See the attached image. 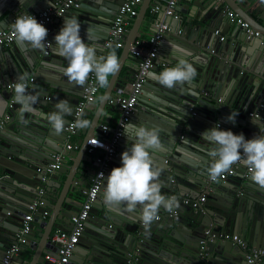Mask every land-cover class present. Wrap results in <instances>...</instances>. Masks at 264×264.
Segmentation results:
<instances>
[{
	"label": "water",
	"instance_id": "obj_1",
	"mask_svg": "<svg viewBox=\"0 0 264 264\" xmlns=\"http://www.w3.org/2000/svg\"><path fill=\"white\" fill-rule=\"evenodd\" d=\"M55 1L0 0V29L8 27L15 14L38 12L52 6ZM122 1L80 0L82 4L79 7L69 8L62 15L56 16L52 22L44 25L52 36V48L50 45L47 47L48 54H44V48L33 49L29 44L30 55L13 53L10 48L0 46V117L4 113L8 114L0 128V264L10 245L17 242L22 219L28 206L36 198H40L42 203L34 211L29 230L22 235L25 242L20 245L12 261L48 264L45 255L58 256V245L50 239L53 228L70 229L72 216L81 208L83 191L86 188L79 190L82 196L74 199L66 196L72 191V170L60 166L50 173L46 171L47 164L55 161L54 156L63 152L67 140L66 130L60 135L54 132L48 115L57 111L55 106L63 99L69 100L73 114L86 86L81 87L70 82L64 74L68 60L57 54L55 36L63 26L64 18L75 17L81 23V37L86 43L96 47L98 57H104L105 52L109 51L105 41ZM235 1L229 4L230 9L237 13V8L240 7L247 13L245 19L253 28H259L260 31L264 29V3L261 0H242L243 3L234 5ZM181 2L179 0L175 10L187 14L185 25L181 28V24L172 26L169 22V29L162 40L173 38L174 46L166 56L162 48L165 45L163 46L162 40L159 42L157 55L149 68L129 120L133 124L144 113L146 118H143L142 125L159 129L162 147L154 150L151 155L155 166L161 171L159 181L162 184V195L177 198L179 207L174 208L176 214L170 216L167 210L161 208L159 219L146 230L140 218L139 207L128 211L123 205L109 208L103 202L105 178L113 168L122 166V153L128 150L124 145L128 142L133 144V140L123 134L115 153L108 161L105 178L67 264H246L245 251L240 245L230 240L211 239L205 234L207 229H211L213 233L223 229L237 232L247 244L264 248V188L251 181V173L246 172L247 166L243 162L238 163L233 178L208 182V168L213 162L209 152L215 146L202 137L204 131L216 127V124L221 130L228 128L227 121H223L228 120L227 100L237 90L240 97L235 106L236 110L233 109L234 112L231 113L237 114L232 127L235 134L243 133L246 139H252L261 134L260 129L264 130V68L253 69L252 72L243 69V66H249V57L254 56L264 61V43L261 42L264 32L261 31L258 37L249 36L244 28L235 24V29L227 37L224 36L227 39L224 38L226 41L220 48L224 56L211 57L207 66H194L198 74L191 84L185 83L168 89L158 82L159 73L165 69H159V64L165 63L166 68L174 67L180 59L190 55L189 52L193 53L206 46L215 53L218 50L217 45L220 47L215 40L223 41L220 40L222 33L218 29L223 20L220 10L211 6L203 12L208 6V2L204 1L201 4L193 2L196 6L192 8L193 12L190 8L186 12L183 7H179ZM85 3L90 5L85 6ZM154 5L160 6L162 15L166 4L159 0H141L139 3L138 13L131 18L133 23L121 47L118 58L120 69L109 77V85L105 88L100 103L95 106L96 109H101L100 113L93 114L86 128H77L84 133V137L78 141V151L69 150L73 156L82 152L89 161L94 162V153H86V141L94 135L96 126H93L92 131L90 129L93 124L102 123V109L118 90L119 74L129 57V46L137 37L148 7ZM163 16L164 21L166 18H173L164 13ZM158 23L159 21L156 24ZM228 23L230 22L224 23L226 32L229 30ZM15 42L20 43L17 38L14 39L13 43ZM57 55L58 59H54L53 56ZM135 60L136 69L138 60ZM25 73L28 78H33L27 91L37 95L38 102L34 105V112L25 113L21 118V106L15 101L14 90H9L7 85L19 81ZM128 79H133L132 73H129L126 80ZM261 103L262 111L257 117L251 120L243 118V113L247 114L245 104L254 105L250 111L253 112ZM90 105H95V102L86 106L83 113H88ZM72 114L64 116L67 122L65 127L72 120ZM165 116L172 119L167 121L171 128L159 124L168 120ZM230 124L228 123L229 126ZM125 129L130 131V125ZM188 148L200 155H206V160L202 158L204 156H199L198 160L189 157L185 154ZM64 172L65 179L60 182L59 175ZM44 176L48 180L43 181ZM252 184L257 186L253 187L254 194L249 191ZM202 189L208 190L207 202L198 207L191 206V202L202 193ZM241 189L242 192L239 191ZM185 199L190 203H185ZM50 202L51 215L56 219L51 224L40 218ZM8 212L16 217L11 223L2 216ZM65 225L68 227H64Z\"/></svg>",
	"mask_w": 264,
	"mask_h": 264
},
{
	"label": "clouds",
	"instance_id": "obj_2",
	"mask_svg": "<svg viewBox=\"0 0 264 264\" xmlns=\"http://www.w3.org/2000/svg\"><path fill=\"white\" fill-rule=\"evenodd\" d=\"M264 3V0H261ZM81 4V2H80ZM16 38L25 42L33 49H43L48 36V29L33 16L20 15L13 23ZM56 52L68 60L64 74L70 82L78 86H85L90 74H95L98 86L106 88L109 85V76L120 69V63L115 52L106 57L96 55V47L85 42L81 37V23L75 17L64 18L63 26L55 36ZM197 69L193 63L180 59L174 67L165 68L159 73L160 85L174 89L178 85L191 84L196 76ZM27 73L20 77L15 84L14 98L21 107L19 115L35 111L34 105L38 96L27 91L25 82ZM57 111L48 115V121L57 135L65 131V115H71L73 107L69 100L63 99L56 104ZM235 115L227 119L235 121ZM254 123H256L253 120ZM89 122L78 120L77 128H86ZM132 131L123 128V134L133 140L128 150L122 153L121 167L112 169L105 178L103 173L98 176L106 179L103 191V202L109 208L125 206L128 211L140 208V218L144 228L150 229L151 224L159 219L161 208L172 212L179 207L175 196L169 198L162 195V184L159 181L161 171L155 166L151 153L162 147L160 131L157 128H148L143 125L131 124ZM252 139H246L244 134H235L231 130H221L219 126L202 133V137L215 147L209 152L213 162L208 168L209 177L213 182H219L224 173L229 172L232 166L243 162L249 169L253 183L264 188V130ZM99 145V141L94 144Z\"/></svg>",
	"mask_w": 264,
	"mask_h": 264
},
{
	"label": "built area",
	"instance_id": "obj_3",
	"mask_svg": "<svg viewBox=\"0 0 264 264\" xmlns=\"http://www.w3.org/2000/svg\"><path fill=\"white\" fill-rule=\"evenodd\" d=\"M141 0H123L120 5L117 14L115 15L112 24L110 26L108 37L105 41V46L121 48L124 45V36L127 31V24L129 20L135 17L138 13V5ZM166 8L164 10L165 15H171L174 19H178V12L175 10L179 0H166ZM80 6V0H56L52 6H47L41 11L38 12H23L15 14L8 25L4 29H0V46L8 47L14 42L16 38L13 23L16 18L20 15H33L38 22L46 25L53 21L56 16L62 15L69 8H77ZM214 8L220 9L226 17L233 23L245 29V32L249 36L258 37L260 31L253 28L248 21L244 20L232 9H230L224 0H214ZM160 6L154 5L151 9L155 14L160 13ZM157 25V28L151 32L147 39L136 38L133 43L129 46V53L138 60V65L133 73V79L129 83V89L124 91L123 89H118L108 100V104L117 107L119 112V117L116 121L114 127H111L108 123L102 122L98 125V131L91 136L86 141V152L88 154L94 153V162L97 164L96 170L90 176L89 185L83 191V202L80 210L71 218L72 227L68 230L55 229L50 236L52 242L58 245V256L52 257L50 255H45V259L48 260V264H67L72 255L73 249L79 237L81 236L84 228L85 220L88 217L89 210L92 203L97 198L99 190L102 185L103 177H99L100 173L105 175V171L108 167V161L111 159L115 153L119 139L123 135V128L126 127L127 123L130 120L131 114L135 108V105L138 100V96L141 93L143 83L145 82L146 76L149 72V68L152 65L153 59L157 55L159 42L162 40L164 33L169 29L168 23L160 22ZM224 36L220 37V40H224ZM46 42H50L46 40ZM262 43H264V37H262ZM47 47L49 44H46L44 48V54H48ZM33 78H26V83L29 85L32 82ZM18 82V81H17ZM17 82H10L7 87L9 90H14L15 84ZM99 86L95 77V74H90L88 82L83 89L82 97L78 101L74 113L72 114L73 118L69 124L65 127L67 132V139L71 137L76 131L77 127L76 122L81 119L83 111L86 106L91 102H94L96 95L99 92ZM264 101V99H263ZM12 103V102H11ZM11 106V104H9ZM263 103L259 104L257 107L261 109ZM258 109L250 112L249 115L252 117H257L259 113ZM194 114V112H193ZM8 118V114L4 113L0 117V128L3 125V121ZM67 141V140H66ZM99 141V145H94ZM79 147V144L71 145L70 143H65L63 150L69 151L71 149H76ZM98 151V152H97ZM97 152V153H96ZM62 152L57 153L55 161L47 164L46 171L48 173L56 170L61 166ZM238 163L232 166V169L229 172L223 174L219 181H225L229 176H232L236 173V167ZM247 173L250 171L247 167ZM43 181H46V177H42ZM208 182H213L208 176ZM42 192V191H41ZM208 190L205 189V192L202 193L197 199L191 202V206L198 207L206 201V195ZM185 203L189 204V200L185 199ZM42 201L40 198H36L29 206L26 211L18 234L17 242L10 245L7 249L5 255L2 258L1 264H10L12 257L18 252L20 245L25 242V238L22 236L27 233L29 230V222L33 218V213L36 208L41 205ZM47 214V211L43 212ZM167 213L170 216H175L176 212L173 209L172 212ZM9 214V213H8ZM160 212L158 216L160 217ZM206 235H209L211 239L220 238L223 240H230L238 245H240L245 251V260L246 264H263L264 263V248L254 247L250 244H247L243 238L235 233H213L211 229L205 231ZM204 243V242H202ZM203 247V245L201 246ZM130 262V260H128Z\"/></svg>",
	"mask_w": 264,
	"mask_h": 264
},
{
	"label": "crops",
	"instance_id": "obj_4",
	"mask_svg": "<svg viewBox=\"0 0 264 264\" xmlns=\"http://www.w3.org/2000/svg\"><path fill=\"white\" fill-rule=\"evenodd\" d=\"M159 1L162 2V3H164V4L166 3L165 2L166 0H159ZM204 1H207L208 2V6H207L206 10H202L203 12L207 11L209 8H211V6L214 7V0H182V2H181L182 5L179 6V7H183L184 10H186V12H189V8H190L191 11L193 12V9L192 8H195L196 7L193 4V2H197L198 4H201ZM234 1L235 0H224V3H226L227 6H229V4H233ZM239 2H242L243 3L242 0H236L234 5H238ZM84 5L85 6H89L90 4L89 3H85ZM151 9H152V7H148V9L146 11V14H145V16L143 17V19L141 21V26L138 29L137 37L136 38L140 37V38H143V39H147V37L151 34V32L156 29L155 26H156L157 21H159V23L160 22L168 23V25H169V22H171V25L172 26H178V25L181 24V28L183 27V25H185V18L187 17V14L186 13H182V12L179 11L178 12V15H179V18L178 19L172 18L171 20H169V18H166V21H164L163 19H165V18L163 16V13H162V15H161V13H157V15H154L155 13L152 12ZM219 10L220 9H218V11ZM199 11H200V9H199ZM237 11H238L237 13H238V15L240 17H242L244 19L247 18V16H246L247 13L244 12V11H242L240 7L237 8ZM222 16H223V20L218 25V29L222 33V36L227 37V35H229V33L232 30L235 29V24H233L226 17V15L224 13H223ZM3 17H5V16H3ZM0 19H2V18H0ZM245 20L247 21V19H245ZM225 22H230V23H228L229 24V30H228V32H226L224 30V23ZM132 23H133V19H130L129 20V23L126 26L127 31L131 28ZM181 28H180V30H181ZM257 30L260 31L259 28H257ZM127 31H126V34L124 36V42H125L126 37H127ZM261 31L264 32V29H262ZM261 31H260V33H261ZM211 36H212V34H211ZM263 37H264V35H263ZM225 39H227V38H225ZM46 40L50 41V43H51L52 36H50V33H48V36H47ZM216 40H215V43L220 44V47H219V45H217L216 48H218V50L216 49L215 53H213V51L211 50V48H209L208 46H206L204 48H200L198 50H195L193 53H191L192 51L189 52L190 55L187 54L188 56L186 58H183V59H186L188 62L193 63L194 66H198V67H200V66H207L208 64H210V62L208 60L211 59V57H214V56L221 57V55L224 56L220 52V48L223 47V44L225 43L226 40H223V41H218L217 40L218 42ZM174 43L175 42H174V39L173 38H169L168 40L167 39L162 40L163 46L165 45L162 48H163L164 52L166 53V56H168L170 54L171 49L174 46ZM50 47L52 48V45L51 44H50ZM7 48H10L13 53H15V52L16 53H22V54L26 53V55H30L29 45H27V43L22 42V41H20V43L19 42L12 43ZM23 49L25 51H23ZM114 50H116V51L118 50L117 53H118V58H119L122 49L121 48L119 49V48H117L115 46L114 47H110L109 48V51L107 53L105 52V54H104L105 56L104 57H106L107 55L111 54V52H113ZM58 57H59L58 55H57V57L56 56H53L54 59H58ZM248 59L249 60H248L247 64H249V66L248 67L247 66H243V69H246V71L252 72L253 69H255V70L261 69L262 70L264 68V61L263 60H260L259 58H255L254 56L249 57ZM135 61H136L135 58L129 53V57L126 59V61L124 62L123 66H122V68L120 70V74H119L120 75V81H119V87H118V89H123L124 91H127L129 89L130 80L129 79L126 80V79H127L128 75H129V73L130 74L131 73L133 74V71H135V68H134L135 67L134 66L135 65ZM166 66L167 65L165 63H161V64L158 65V68L159 69H161L162 67L166 68ZM104 90H105V88H101V87L99 88V92L96 95V99L94 101L95 102V105H90L89 106V109L87 110L88 113H83L81 120L88 121L89 124H90L93 114L95 112H96L97 115L100 113L101 109L98 110V109L95 108V106H96V104L100 103V100H101V98L103 96ZM151 95H153V94H151ZM239 97H240V92H239V90H237L236 92L233 91V93L231 94V98H229L227 100V104H228L227 106L229 107V110L226 111V114L228 115V117L231 115V113L234 112L233 109L236 110L235 109V106H236V103H237ZM221 98H222V96H221ZM11 102H13V101L11 100ZM253 106H249V105L245 104L244 109H245V111H247V114L245 115L243 113V118L249 119V120H251V118H255V117H252V116L248 115V112L252 111ZM144 108L147 109L148 107H144ZM257 109L258 108H256V110ZM143 111H144V109H143ZM261 111H262V108L261 109H258L257 112L260 114ZM102 113L105 114V115L103 114V116H102L103 117V121L102 122H106L111 127H114L115 124H116V121H117V119L119 117V112H118L117 107L111 106L110 104L106 103V105H104V107L102 109ZM140 116H141V119H139L137 122H135L133 124L142 125V123L144 121L143 118H146V115L144 116V113L143 114L141 113ZM165 117L168 120H165L164 122H159V124H162L163 126H165L167 128H171V124L169 122H167V121H169V120L172 121V119L169 118L168 116H165ZM223 121L224 122L227 121V127L228 128H225V130H231V131L234 132V129L232 128L233 125H234V122L233 121H230V120H223ZM228 123L229 124L231 123L230 126L228 125ZM98 125L99 124H97V125L93 124L92 125V128L90 129L91 131L93 130V126H96L95 129H94V131H93V134H95L98 131ZM129 125H131V123L128 122L127 125H126V127H128ZM216 126H218V124H216ZM130 131H132V129H130ZM82 137H84V133L81 130L77 129V131L73 135H71V137H69L67 139V141H65V143L67 142V143H70L71 145L78 144L79 139L82 138ZM131 144H130V142H128L124 146H125V148H129V147L132 146ZM194 147H195V145H194ZM79 148L80 147H77L74 150L75 151H78ZM185 154H187L189 157L191 156L194 159H197L199 156H201V157L204 156L202 158H204L205 160L207 158L206 155H200L199 153L195 152L193 149H190V148H188L186 150ZM61 155H62L61 167H65L67 169H71L72 170L71 176H73V179H72V182H71L72 191H69L66 196L68 198H71V199H74L76 196H82L79 190L81 188H86L89 185L90 176L96 170L97 164L94 163V162L92 163V161H89V159L82 152L81 153H78V155L73 156V154H71L69 151L63 150V152L61 153ZM93 159H94V157H93ZM76 166H77V168H76ZM246 172H247V170H246ZM65 174H66V172L60 173V175H59V181L60 182L65 179V176H66ZM233 177H234V175L229 176L226 180H228L230 178H233ZM46 180H48V177H46ZM253 187L255 188L257 186L255 184H252V188L249 190L252 194H254V190H255V189H253ZM239 191L242 192V189L239 190ZM204 192H205V189H202V193H204ZM218 197H221L222 198V196H218ZM213 201L214 202H218V200H213ZM206 202H207V198H206V201L204 203H206ZM51 205L52 204L50 202L48 204V206H46V208H45V210L47 211V214H44L43 212L40 214V218L42 220H47L48 222H50V224L52 222H55L56 221L55 217L51 215V213H52L51 212ZM245 210H248V209L245 208ZM160 214H161V212H160ZM2 216L3 217L5 216L6 217V220H8V221L10 220L9 221L10 223H11V220L16 219V217L13 214L4 213ZM64 227H68V226L65 225ZM55 229H57V228H53L52 231H54ZM63 229H67V228H63ZM224 232H229V233H235V234H237V232H230L229 230H226V229H223V230H221L218 233H224ZM25 263H27V261ZM25 263L24 262L20 263L18 261H12L10 264H25Z\"/></svg>",
	"mask_w": 264,
	"mask_h": 264
},
{
	"label": "trees",
	"instance_id": "obj_5",
	"mask_svg": "<svg viewBox=\"0 0 264 264\" xmlns=\"http://www.w3.org/2000/svg\"><path fill=\"white\" fill-rule=\"evenodd\" d=\"M120 49V48H119ZM111 52V51H110ZM113 52H115L116 53V55H117V57H118V50L116 51V50H114ZM112 53V52H111Z\"/></svg>",
	"mask_w": 264,
	"mask_h": 264
}]
</instances>
